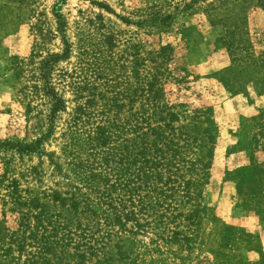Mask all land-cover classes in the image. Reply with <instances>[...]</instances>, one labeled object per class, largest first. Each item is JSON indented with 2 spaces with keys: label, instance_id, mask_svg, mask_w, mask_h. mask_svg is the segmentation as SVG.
I'll return each instance as SVG.
<instances>
[{
  "label": "rangeland",
  "instance_id": "obj_1",
  "mask_svg": "<svg viewBox=\"0 0 264 264\" xmlns=\"http://www.w3.org/2000/svg\"><path fill=\"white\" fill-rule=\"evenodd\" d=\"M55 5L70 56L52 69L65 109L48 136ZM155 76L194 141L181 157L208 163L202 180L180 169L193 198L167 222L142 210ZM38 141L0 150V264H264V0H0V142Z\"/></svg>",
  "mask_w": 264,
  "mask_h": 264
},
{
  "label": "trees",
  "instance_id": "obj_2",
  "mask_svg": "<svg viewBox=\"0 0 264 264\" xmlns=\"http://www.w3.org/2000/svg\"><path fill=\"white\" fill-rule=\"evenodd\" d=\"M60 11V7L55 5L53 17L56 21L57 31L61 36L64 49L61 54L49 55L47 58L43 59L40 67V80L43 86V92L52 103L49 115L51 130L48 136L51 135L55 117L65 109L64 99L55 91L51 83V74L54 65L67 61L70 56V45L65 37L66 23ZM156 82L157 77H152V79L146 83L145 89L146 105L143 133V154L145 155V159L143 161L144 167L142 172V191L145 202L142 205V210L149 219L152 218L151 216H156L159 221L167 222L170 217L166 214L170 211L173 213L177 211L174 207L176 204V197L185 199L187 202L191 201L193 198V192L190 191L191 183L183 180L180 169L186 166L188 167L186 169L191 172V174H194L202 180L206 176L208 163L202 159L187 161L181 157L182 150L194 144V141L186 134L181 133L180 130L172 127V124L177 120V115L170 113V107L161 101L160 91L155 88ZM182 128L184 127L180 129ZM103 138L104 135L101 139L103 140ZM39 146L40 141L30 144L0 142V150H15L21 154L34 153ZM194 183L195 182H193V185ZM137 190L138 187L134 185L132 191L135 193ZM156 208L161 209L159 215H157L158 210H155ZM197 212L196 210L189 214L187 219L193 223V220L197 217ZM16 213L19 215V228L27 226L23 224V221L27 217L26 213L23 211ZM177 217H181V215H177ZM171 218L174 219L175 216L172 217L171 215ZM117 219L118 224H120L121 220L119 216H117ZM146 219L141 225L135 222V226L143 229V231L149 229L155 219L152 221ZM20 233L23 234V232ZM27 240L28 238L22 235V240L18 245L19 249L27 246ZM188 240L189 238L187 237L182 239L184 242ZM43 249L45 248L43 247L42 250ZM0 251L10 252L11 248L4 250L0 247Z\"/></svg>",
  "mask_w": 264,
  "mask_h": 264
}]
</instances>
